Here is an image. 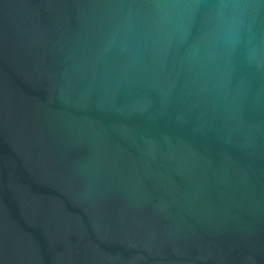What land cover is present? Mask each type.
I'll return each instance as SVG.
<instances>
[{"label":"water","instance_id":"95a60500","mask_svg":"<svg viewBox=\"0 0 264 264\" xmlns=\"http://www.w3.org/2000/svg\"><path fill=\"white\" fill-rule=\"evenodd\" d=\"M0 264H264V0H0Z\"/></svg>","mask_w":264,"mask_h":264}]
</instances>
